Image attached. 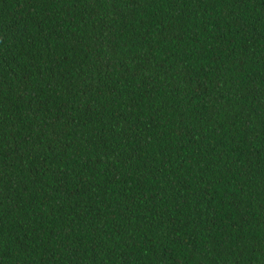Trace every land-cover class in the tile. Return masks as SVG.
I'll return each instance as SVG.
<instances>
[{
  "label": "trees",
  "instance_id": "1",
  "mask_svg": "<svg viewBox=\"0 0 264 264\" xmlns=\"http://www.w3.org/2000/svg\"><path fill=\"white\" fill-rule=\"evenodd\" d=\"M0 264H264V0H0Z\"/></svg>",
  "mask_w": 264,
  "mask_h": 264
}]
</instances>
